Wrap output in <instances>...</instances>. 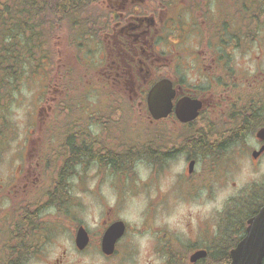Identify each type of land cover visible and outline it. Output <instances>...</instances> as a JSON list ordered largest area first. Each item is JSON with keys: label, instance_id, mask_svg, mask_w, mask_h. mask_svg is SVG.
Returning a JSON list of instances; mask_svg holds the SVG:
<instances>
[{"label": "flooded vegetation", "instance_id": "af4514ba", "mask_svg": "<svg viewBox=\"0 0 264 264\" xmlns=\"http://www.w3.org/2000/svg\"><path fill=\"white\" fill-rule=\"evenodd\" d=\"M96 1L95 7L105 11L100 17L101 29L96 39L101 56L97 60L89 58L93 62L91 67L88 65L90 71H86L84 89L89 101L97 97L101 104H93L97 116H93L92 105L89 106L87 125L81 131L88 147L85 153L87 162L99 164L97 159H92L96 146L94 137L97 140L109 138L112 146L118 145L116 138L124 129L122 108L125 103L130 106L137 103L149 121L154 172L166 167V162L177 156H184L188 165L195 162L194 171L187 169L185 176L199 182L203 180L195 175L204 160L213 162L214 169L220 172L246 164L259 174L260 180L245 190L250 198L258 196L255 198L263 206L264 0ZM172 31L178 33L174 40H180L182 49L186 50L183 53L178 51L184 57L181 56L175 64L193 67H183L186 73L182 78L174 69L173 60L161 57V54L170 52L172 38L169 43L167 41ZM191 40L197 44L196 51L193 45L191 48ZM94 71L98 80L91 74ZM162 79H169L173 84L172 111L167 117L155 120L146 108L147 95L150 88ZM90 84L93 85L92 92L88 89ZM55 91L60 97L65 90L58 84ZM182 100L200 103L197 118L189 122L179 119L177 106ZM56 101L59 103L60 98ZM204 136L209 142L218 144L213 152L189 148L190 138L194 140ZM172 139L176 140L175 145L170 143ZM157 141H160L159 147L156 146ZM106 147V144L100 145L101 152H107ZM109 150L115 152L117 148ZM109 166L113 168L115 165ZM232 185L235 187L236 182L232 181ZM98 199L107 204L103 198ZM114 209L105 207L97 226H92L91 218L75 219L71 226L70 217L62 213L54 225V232L58 236L69 232V244L58 245L56 252L48 254H42L40 245H37L36 257L41 260H27L24 259L23 240L21 264L30 261L34 264H141L136 238L140 232H136L120 213L114 215ZM120 220L126 227L116 238L114 250L107 253L104 251L106 234ZM80 227L86 228L88 234V242L83 248L77 244ZM130 227L132 235L126 237ZM234 242L235 239L231 238L229 243H225L229 253L227 262H230ZM52 243L59 244L55 240ZM168 246L161 249H157L156 244L154 246L156 252H165L167 264H203V260L191 262L190 256L200 249H206L208 253L215 249V245L210 246L208 242L205 245L198 242L186 244L187 253L177 263L171 246L170 249Z\"/></svg>", "mask_w": 264, "mask_h": 264}, {"label": "rangeland", "instance_id": "374dc122", "mask_svg": "<svg viewBox=\"0 0 264 264\" xmlns=\"http://www.w3.org/2000/svg\"><path fill=\"white\" fill-rule=\"evenodd\" d=\"M69 19H66L67 22L64 21L60 26L53 41L55 56L52 62L44 63L37 74L32 75L28 72L24 75L21 89L15 91L14 100L4 112L5 125L0 122V126H3L5 131L2 132L0 139V228L2 227L1 222L8 217V213L4 211L18 201L24 198V212L27 211L26 208L34 211V206L39 201L37 197L41 194H44V198L50 195L45 203L39 205V207L44 206L40 217L37 218L40 219L39 228L36 231L30 229L32 235L29 237L32 241L38 235L42 242L40 252L48 254L51 251L56 252L58 245L61 247L62 244L68 245L70 242L67 236L69 232L58 236L53 230L62 213L67 212L69 216L68 212H71L69 221L71 226L74 225L77 217L87 220L91 218L92 226H97L96 222L101 217L104 208L115 207L114 215L120 213L121 217L127 220L136 232H140L136 238L139 243L141 264H167L165 262L167 255L165 252H156L155 244L157 249L169 244L175 261L179 263L187 253L186 244L198 242L205 245L209 241L206 239L211 238L210 234L218 228L220 216L228 201L240 196L248 185L260 180L259 174L253 172L246 164L224 172L216 171L213 162L204 160L198 166L195 175L203 180L199 182L198 179L192 180L185 176L188 164L184 156H177L166 162V167L158 168L155 172L150 161L140 160L131 168L134 170L133 178L127 176L124 180H118V176H122L124 171H118L117 176L105 165L84 162L75 168L72 176L64 177L68 187L64 184L62 189L64 193L68 191L70 198L73 197L79 202L73 204L74 206L62 205V200H56L60 202L57 207L51 204L54 201L52 194L60 189L62 183L57 182L58 161L54 163V159L48 157V167L45 161L43 163L44 154L53 155L54 151L58 150L59 136L56 135L59 134L61 126H64L66 131L70 130L68 137L73 146L75 144L84 145L85 135L80 131L87 124L77 117L88 119L89 105L91 103L94 106L101 104V100L97 97L89 101L84 95L86 71L90 70L81 66L79 59L75 56V48L78 50L77 53L81 54L82 48L86 53L89 48L95 47V51L89 54L97 60L101 56L99 47L96 50L94 41L91 42L86 38L90 31L89 23L86 24V28L81 27L80 23H75L78 26L79 40L81 43L85 42V46L81 48L78 44H73L74 36L68 35L71 34L72 29L68 27L69 24L70 27L72 25ZM177 34L176 31L171 32L167 41L169 43L172 38L173 42L169 43L170 52L161 54V57L172 59L174 69H177L178 76L182 78V74L186 73L182 68L193 67L192 65L178 66L175 64L181 56L184 57L178 51L180 53L186 51L182 49L180 40H174L173 37ZM102 39L103 35L101 41ZM192 40L190 41L191 48L193 45L196 51L197 44ZM82 57V64L85 62L91 67L93 59L89 61L90 57L87 58L86 54H82ZM75 68H77L76 72L73 70ZM91 74L96 80L99 79L95 71ZM80 76L85 79L78 80L77 77ZM58 84L65 90L60 97L55 91V86ZM88 89L92 92L93 85H88ZM58 98H60L59 103L56 101ZM68 113L72 115L69 116ZM127 117L129 123H123L122 126L126 128L128 134L136 133L132 127L138 128V133L149 132V129H146L148 128L146 113L143 108L138 107L137 103L133 112H127L124 116L125 119ZM134 137L137 138V136ZM232 181L236 182L235 187ZM53 184H55L54 189ZM10 195H12L11 198ZM99 197L103 198L107 204L101 203ZM233 202L236 206V200ZM221 221L223 223L226 219ZM131 230L130 227L126 237L132 235ZM8 233H10L9 230L0 229V242L6 241L4 236ZM52 240L59 244L52 243ZM45 244H47L46 248L43 249ZM170 246H168L169 249ZM32 250L33 247H31ZM32 258L39 260L36 255L29 256V260ZM28 264L34 263L30 261Z\"/></svg>", "mask_w": 264, "mask_h": 264}, {"label": "trees", "instance_id": "16d2710c", "mask_svg": "<svg viewBox=\"0 0 264 264\" xmlns=\"http://www.w3.org/2000/svg\"><path fill=\"white\" fill-rule=\"evenodd\" d=\"M94 2L95 0H0V122L3 125L6 122L4 112L14 100L15 91L21 89L24 75L28 72L32 75L37 74L44 63L52 62L53 56H55L53 41L58 33L56 22L64 21L70 17L73 21L86 26L90 23L91 16L96 12H90ZM71 28L73 29V27ZM2 132H5L4 127L0 126V139ZM150 143L149 138L139 143L133 141V144L125 141V148L116 152L109 149L107 152H100L99 148L94 146L92 158L103 164H113L118 168L127 166L126 169H128L138 157L137 149L142 150L145 146L142 154L148 159L152 158L147 151L151 146ZM170 143L175 145L176 140L172 139ZM97 144L100 143H95V145ZM195 147L213 152L218 144L209 142L206 136L194 140L190 138L189 148ZM87 148L86 145L74 146L70 156L67 155V152L62 153L64 154L62 156L64 166L61 168L57 180H60V184L62 183L60 191L64 188V177L72 174V166L84 159L85 153L88 151ZM51 157L55 163L56 158L53 155ZM255 197L258 196H253L254 199H252L244 194L236 199V206L233 202L227 208L226 226L229 227L231 223V228H236L237 241L243 233L246 220L254 215L260 207L258 198ZM14 210H12V220L5 222L7 226L5 228L9 229L10 233L7 241L1 247L0 264H21L23 238L25 239L26 235L31 237L32 233L29 229L34 228V217L40 208L39 206L34 207V211L26 208L28 212L25 213L24 206H19ZM24 228L28 229L27 234L24 232ZM230 232L228 229L224 232V237L219 239L217 236L214 237V242L218 244L215 245L211 256L204 260L203 264H225L227 262L226 256L229 253H227L225 243L230 237ZM26 249L24 247V251Z\"/></svg>", "mask_w": 264, "mask_h": 264}, {"label": "water", "instance_id": "95a60500", "mask_svg": "<svg viewBox=\"0 0 264 264\" xmlns=\"http://www.w3.org/2000/svg\"><path fill=\"white\" fill-rule=\"evenodd\" d=\"M174 90L172 83L168 80L158 82L149 92L148 103L150 111L155 119H160L169 115L172 109V98ZM200 103L195 100H182L178 104L177 113L184 122L195 119L198 116ZM194 162L190 165V171L193 170ZM249 226L246 235L231 251V264H263L264 261V207L258 214L248 220ZM125 228L123 222H118L107 232L104 241V251L110 253L114 249V243ZM78 245L84 247L88 242V237L83 229L78 233ZM207 256L206 250L197 251L192 256V261Z\"/></svg>", "mask_w": 264, "mask_h": 264}]
</instances>
